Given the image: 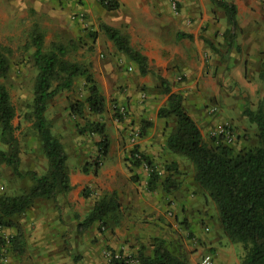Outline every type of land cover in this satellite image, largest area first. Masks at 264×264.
<instances>
[{
	"label": "rangeland",
	"instance_id": "rangeland-1",
	"mask_svg": "<svg viewBox=\"0 0 264 264\" xmlns=\"http://www.w3.org/2000/svg\"><path fill=\"white\" fill-rule=\"evenodd\" d=\"M230 1L235 4L234 0ZM6 3V0H0V52L9 58V70L0 81L7 88L11 104L16 111L13 120L14 139L18 148L21 173L17 175L11 165L0 160V194L17 196L29 191L35 185V180L28 172L34 171L38 176H43L49 169V161L43 152L33 116L34 90L39 73L33 58L35 49L30 44L31 32L35 27H39L44 35V52H54L58 47H62V58L89 71L106 102V111L103 114H91L87 105L84 107L83 117L72 112V104L86 102L88 98L89 90L85 77L76 78L71 88L59 91L48 102L46 118L65 151L75 153L72 148L79 143L98 145L97 140L94 141L95 138H100L97 134L83 131L86 120L104 125L112 143L114 133L119 130L118 123L130 116L134 117L136 113L138 122L133 123L130 129V144H134L133 138L136 134L142 137L153 125L149 120L151 111L147 112L143 104L158 101L159 104L164 102L161 109L167 107L168 100L165 99L168 94L165 88H175L170 83L172 78L175 83L178 81L180 84L193 85L192 94L179 95L188 108L186 110L193 113L206 143L210 146L224 144L237 150L257 145V127L250 122L245 112H255L264 99V81L260 77L264 62V0H255V4L241 11L235 4L238 24L235 29L236 44L232 50L228 49L224 37L229 28L226 12L211 0H168V15L172 20H134L133 24L161 32L164 45L170 50H159L158 54L154 52V48L145 47L136 31L134 34H128V29H118L128 37L130 45L136 51L143 55L145 51L149 55L154 52V57H147L150 70L155 71L151 76L141 74L138 65L119 52L102 30L101 24L106 17L100 2L21 0L20 5L14 7L11 20L4 18ZM177 18H182L183 23L190 29L177 30L181 28L180 23H175ZM7 22H11L9 27ZM192 28L195 34L191 35L189 32ZM7 30H14V34H4ZM196 37L200 42V52L198 57L192 58V52L196 54L197 51ZM105 64L110 66L112 72L96 73L95 68ZM187 69L190 71L186 72ZM146 76L152 79L150 83L153 85L140 83L139 80ZM98 79H105L106 83L102 80L100 83ZM57 84L55 81L54 87ZM163 84L166 85L165 88ZM196 101L200 112L192 109L193 102ZM118 102H137L139 107L133 112ZM160 110L153 113L159 115ZM168 118L171 129L166 132H169L170 137L176 128V120L174 117ZM0 149H9L1 141V127ZM71 158L72 163L76 164L75 156ZM187 165L188 170L185 173H194V166L188 159ZM85 172L89 171L85 169ZM150 174L161 178L159 173ZM166 177L164 176L163 180ZM202 191L205 196H209L206 190ZM92 194L88 189L84 191L86 199H90ZM23 215L12 217V224L9 226L0 224L3 235V238H0L2 260L8 258L10 250H13L9 241L16 236L12 235V231L23 226ZM219 234L225 237L229 244L241 246V254H238L241 263L245 255L242 245L231 242L223 229ZM180 250L181 246L169 248L177 258ZM208 254L213 256L215 264L216 256L212 250H205L197 260ZM126 259L128 260V257Z\"/></svg>",
	"mask_w": 264,
	"mask_h": 264
},
{
	"label": "crops",
	"instance_id": "crops-1",
	"mask_svg": "<svg viewBox=\"0 0 264 264\" xmlns=\"http://www.w3.org/2000/svg\"><path fill=\"white\" fill-rule=\"evenodd\" d=\"M6 1L4 18L11 20L14 7H18L21 0ZM93 1L99 3V0ZM115 1L119 4L116 10L108 11L102 6L106 17L104 23L117 30L128 29V34H134L136 31L145 47L154 48L155 53L159 50H170L164 45L160 31L155 32L154 28L133 24L135 19L144 22L154 18L172 20L168 15V0ZM234 2L239 11L255 4V0ZM11 22L6 23L8 27ZM175 23H180L181 28L177 30L190 29L183 23L182 18L175 19ZM189 33L195 34V30L192 28ZM4 34L13 35L14 30H7ZM131 42L133 44V41ZM195 43L198 52L195 54L193 51L192 58L198 57L200 52L197 37ZM235 44L234 38L233 46L228 49L232 50ZM154 52L150 54L153 57ZM144 55L150 57L147 51ZM95 71L98 74L112 72L106 64L97 66ZM154 72L150 70L147 76L154 75ZM147 76L139 80L141 84L152 82ZM101 80L106 83L105 79ZM101 80L98 79L100 83ZM170 83L175 87H166L171 93L189 95L194 89L192 84H180L178 81L175 83L174 78ZM163 86L165 88L166 85ZM168 99L169 94L165 100ZM157 102L143 104L147 112L151 111V116L148 117L153 125L142 137L136 134L133 138L134 144H130V129L133 123L138 122L136 113L134 117L130 116L118 123L119 130L114 133V141L110 143L105 155L100 149L99 135L100 138L94 139L98 145L79 143L72 148L75 153L66 151L71 190L58 195L56 199L50 200L51 202L39 199L24 213L21 219L23 226L12 231V235L18 236L19 242L16 248L10 250L9 257L2 260V264H140L139 258L153 256L160 242L168 249L171 246H181L177 256L185 264H195L205 250L215 253V264L240 263L238 254H241V246L235 247L229 244L225 237L219 236L222 226L215 210L216 206L197 185L194 173H185L188 170L187 158L169 149V132L166 131L171 129L170 119L153 113L163 107L164 102ZM118 103L126 105L128 110L133 112L139 107L137 102ZM184 107L188 109L185 104ZM193 108L197 112L201 111L197 101L193 102ZM187 112L196 121L193 113ZM203 115L206 118L205 111ZM135 149L138 150L134 152L135 157L139 154L144 161L138 167H129L128 159ZM72 156H75L76 164L72 163ZM99 161L101 164L95 172V164ZM85 169L89 172H85ZM157 171L161 179L151 189L148 185L150 172L158 174ZM164 176H169L171 180L166 182L163 180ZM171 181L176 184L175 189L168 188ZM86 189L93 192L90 199L84 196ZM100 201L104 202V213L95 221H89L96 203ZM108 250H122L128 260L122 263L108 262L103 254Z\"/></svg>",
	"mask_w": 264,
	"mask_h": 264
},
{
	"label": "trees",
	"instance_id": "trees-1",
	"mask_svg": "<svg viewBox=\"0 0 264 264\" xmlns=\"http://www.w3.org/2000/svg\"><path fill=\"white\" fill-rule=\"evenodd\" d=\"M211 1L226 12L229 28L225 40L231 48L236 37L237 7L230 0ZM99 2L108 11L119 7L115 0ZM101 28L118 51L138 65L141 74L150 73L147 57L130 45L125 34L105 23L101 24ZM30 44L35 49L33 58L39 70L34 90L33 116L43 152L49 161V169L43 176H38L34 171L28 172L35 180V185L29 191L17 196L0 194V224L6 226L12 224V217L31 209L38 199H56L58 195L69 192L72 188L66 167L68 155L53 134L51 123L45 115L48 102L59 91L71 88L76 78L85 77L89 90L88 98L86 102L72 104V112L83 117L85 105L91 114H103L106 111L105 99L90 72L64 60L62 47H58L54 52H44V35L39 27L32 30ZM8 70L9 58L0 52V79L6 76ZM260 77L264 81V62ZM55 81L58 84L54 87ZM165 92L169 94L168 104L160 110L159 116L174 117L176 120V128L167 141L169 149L186 157L193 164L195 182L208 192L217 207L225 235L231 242L239 243L243 247L245 255L240 264H264V99L255 112H245L250 122L257 127V145L237 150L224 144L210 146L206 143L199 126L185 109L182 96L171 93L169 88H166ZM15 116L16 111L11 104L9 92L0 81L1 141L9 148L7 151L0 149V160L11 165L14 172L20 175V159L14 139ZM83 131L99 135L101 152L104 155L108 152L110 141L104 125L86 120ZM137 151L135 149L128 159L129 167H138L144 161L142 157H135L134 152ZM95 166L97 172L99 164L96 163ZM160 179L152 174L149 188L153 189V185ZM168 180H171L169 176L165 178L166 182ZM176 187L173 181L168 186L171 189ZM103 207V201L96 203L89 221H95L102 215ZM17 241L18 236H15L9 242L16 248ZM139 261L140 264H184L163 242L158 243L153 256H141Z\"/></svg>",
	"mask_w": 264,
	"mask_h": 264
},
{
	"label": "built area",
	"instance_id": "built-area-1",
	"mask_svg": "<svg viewBox=\"0 0 264 264\" xmlns=\"http://www.w3.org/2000/svg\"><path fill=\"white\" fill-rule=\"evenodd\" d=\"M137 158H140L141 156L139 154L136 155ZM98 164L100 165V161L98 162ZM0 238H3V235L1 234V229H0ZM1 254H2V245L0 242V258H1ZM105 258L108 260V262H126L127 259L124 256L122 250L119 251H106L104 253ZM0 264H2V259H0ZM195 264H214V260H213V256L208 254V255H204L199 261H197Z\"/></svg>",
	"mask_w": 264,
	"mask_h": 264
}]
</instances>
